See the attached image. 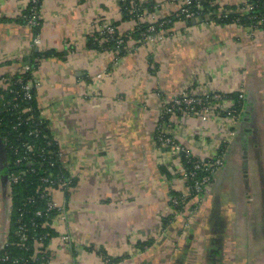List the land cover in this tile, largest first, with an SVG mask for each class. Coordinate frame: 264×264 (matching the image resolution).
I'll list each match as a JSON object with an SVG mask.
<instances>
[{
	"label": "crops",
	"instance_id": "obj_1",
	"mask_svg": "<svg viewBox=\"0 0 264 264\" xmlns=\"http://www.w3.org/2000/svg\"><path fill=\"white\" fill-rule=\"evenodd\" d=\"M245 2L214 4L222 11ZM121 3L40 0V43L32 46L33 32L21 22L29 0H0V74L29 72L39 80V116L73 181L56 196L65 219L56 215L46 227L45 264H264V222L255 226L257 216L264 219V187L247 191L257 168L264 180V28L174 20L153 43H142L138 34L126 37L120 52L99 31L112 25L119 35L132 33L133 18H125ZM129 4L160 21L179 7L178 0ZM48 51L59 55L33 59L30 68L34 52ZM215 92L243 96L239 121L216 112L170 117L174 140L198 159L217 155L232 134L223 168L200 200L178 211L170 196L183 193L186 184L177 172L178 156L157 149L161 109L184 93ZM231 104L230 97L223 101L226 108ZM5 170L0 162V248L10 222ZM225 194L234 199L235 213L240 205L248 209L251 222L243 226L234 217L233 225L205 228V210ZM193 225L195 236L189 237Z\"/></svg>",
	"mask_w": 264,
	"mask_h": 264
},
{
	"label": "built area",
	"instance_id": "obj_2",
	"mask_svg": "<svg viewBox=\"0 0 264 264\" xmlns=\"http://www.w3.org/2000/svg\"><path fill=\"white\" fill-rule=\"evenodd\" d=\"M179 7L178 9L170 15L168 18L161 19L162 21L155 26L157 19L146 17V12L141 9H136L138 12L137 18L134 17V28L132 32L139 29L138 22L141 21L140 25H146L144 31L140 32L142 35V39L144 43H153L157 39H160L163 35V32L159 29L157 30L156 27H161L162 25H171L174 20H183V21H190L196 18H199L197 12L201 11V7L197 4L192 6V0H178ZM40 0H29V4L32 6L28 15H24L23 20L25 24L30 27L31 29L38 24L39 19V4ZM245 7L241 12L248 14L250 11L253 10L254 5L250 2V0H246L244 3ZM173 18V20H172ZM147 21L146 23L144 22ZM115 28L111 25L105 26L102 30L99 31V34L103 39L107 40L108 38L115 37L118 39V45L124 43V39L130 34L129 32L122 35L115 34ZM123 40H122V39ZM122 40V41H121ZM40 41L38 36H34L32 39V46L39 45ZM119 48V46H117ZM7 77L0 74V90H5L10 87L9 83L7 82ZM19 93L21 94L22 98L25 100L32 99V91L37 90L41 83L39 80L29 79L25 83L20 84ZM219 97L213 94H206V95H197V94H189L184 93L179 96H175L171 98L166 104L163 105L161 109L160 115V123L158 124L156 131H155V142L157 145V149H170L178 156V174L186 184L185 191L182 194V198L179 200L172 199L170 197V205L173 208L178 207L181 201L186 200L189 197L188 195L193 196L192 200H200L203 196L207 186L210 183V178L214 176L221 168H223L224 164V154H218L208 158V159H198L195 158L191 152L183 145L178 144L174 140V136L172 134L171 128V120L170 117L176 114H187L193 116H202L204 114H208L211 106L219 102ZM212 102V104H210ZM16 108L15 105H11ZM30 112L31 108L27 106L21 107L20 112ZM166 117V119H165ZM204 117V116H203ZM27 116L24 123H27L31 119ZM30 131L28 135H36L38 134L39 130L36 128L35 125L30 126ZM15 129V127H14ZM5 141V152L6 150H10L13 155H15L13 162H8L7 168L11 164L13 168H21L20 174H26L28 172L33 173L36 176H39L38 182L40 185L36 188L34 196H30L26 198L28 203H35V199L42 201L44 204L43 209H37L34 212L36 217H44L43 224L40 223L41 228L46 227L55 216L58 215L61 217L62 220L65 219L64 216V209L63 206L59 203L57 199V194L64 193L69 186L66 178L59 175H53L50 178L48 177V171H41V166L43 161L46 159V156L51 154L50 152H46L44 148L38 149L35 144L29 141H23L18 145L14 146L12 143L9 142L6 138H3ZM43 139L47 140L46 136H43ZM54 141L53 139L48 141L46 147H49L51 142ZM227 142L222 141V145H226ZM60 156V153H58ZM49 167H53L55 162L53 160L49 161ZM36 166V168H35ZM20 180L19 175L10 174L7 179V185L16 184ZM23 214L22 212L19 213V219L17 220L18 226L15 230V235L18 239L16 242V246L19 248H25L26 240L28 239V235L25 232V224L21 222ZM39 225V224H38ZM30 238L34 241V252L31 257L32 263L38 264H45L46 262V254L44 251L40 250V245L43 244L44 237L38 236L37 233H33ZM8 245L7 239H5L2 243L1 249ZM41 257V260L39 259ZM9 260L8 256L5 255L1 258L2 262H7ZM11 264H26L19 261L18 258L13 259Z\"/></svg>",
	"mask_w": 264,
	"mask_h": 264
},
{
	"label": "trees",
	"instance_id": "obj_3",
	"mask_svg": "<svg viewBox=\"0 0 264 264\" xmlns=\"http://www.w3.org/2000/svg\"><path fill=\"white\" fill-rule=\"evenodd\" d=\"M217 0H192V6L199 5L201 7V11L197 12L200 16L201 20H207L208 22L213 21L216 22L218 25H230V24H238L240 26H258L264 28V22L259 26L257 23L261 20H264V0H250L251 3H253L254 8L252 11H250L248 14H242L243 7L238 8H229V10H222L218 11V6L214 4V2ZM40 6V2L37 7ZM129 6L128 0H126L125 3H121V10L125 14V18L128 19L132 17V15H129ZM31 5L28 4L26 10L24 11V15H28L31 9ZM173 20V18H172ZM22 23H25L23 19H21ZM37 26L33 27L31 30L33 32L34 36H37L40 30L41 26V20L38 19ZM115 26V25H114ZM146 26H141L138 30L132 32L127 36V39L130 37H136L137 34L139 35L140 31H144V28ZM115 31H116V27ZM164 29V28H163ZM163 29H159L162 31ZM116 35H119L116 31ZM137 38H139L137 36ZM126 40H124L125 43ZM108 45H112L113 47H116L117 38L111 37L108 38L105 42ZM124 44H121L119 46L120 52L123 50ZM52 55H59L58 53H55L54 51H48V52H34L31 57V66L34 65L33 59L37 58H46ZM31 78L29 72L26 74H20L15 75L11 77L12 86L8 87L5 90H0V137H5L7 140H9L10 143H12L14 146L18 145L19 143L23 141H29L38 149H43L46 152H50L48 156H46V159L43 161L41 171H48V173H51L53 175H59L63 176L64 178L69 179L67 173L62 168L60 161H59V155L60 150L57 146L56 141L52 138L51 134L49 133L45 122L43 119L39 116L37 107H36V101H35V91H32V99L31 100H25L22 98L21 94L19 93L20 90V84L25 83L27 80ZM2 96V98H1ZM230 97V99L234 103V108L236 110H239L243 105V98L239 99V94L234 93L231 95H227ZM11 103L10 104V113L6 110L9 108L8 105L5 103ZM11 105H16V108H14ZM27 106L31 108V117L32 119L28 121L27 123H24L26 119V115H20L17 114L18 110H21V107ZM9 113V114H8ZM223 116H226V114H223ZM166 119V117H165ZM160 123V121H159ZM35 125L36 128L39 130L38 134L36 135H28V132L30 131V126ZM15 127V129H14ZM17 127V128H16ZM43 136H46L47 140H54L51 142L49 147H46L47 140L43 139ZM227 147L225 145L221 146L218 154H221L223 152L224 154V161H225V154H226ZM7 155L6 158L9 162H13L15 155L12 154L10 150H6ZM53 160L55 162V165L53 167H49V161ZM36 168V166H35ZM20 171H22L21 168H13L12 165H9V168H6L5 172L7 174V179L10 174L13 175H19L20 180L16 184L7 185V189L10 194V222H9V229L7 233V242L8 245L5 246L3 249H0V264H11L13 259L18 258L20 262L26 263V264H38L31 262V257L34 252V241L30 238V236L33 235V233H37L38 236L44 237L43 244H46V241L50 237V230H47L46 227L41 228L40 223L43 224L44 217H36L34 215V212L37 209H43L44 204L42 201L38 200V198L35 199V203H28L26 201L27 197L34 196L36 188L40 185L38 182L39 176L34 175L33 173H26V174H20ZM213 177V176H212ZM210 178V180L212 179ZM73 185V181L69 183L68 189L64 192L66 193L69 188ZM173 196H179L178 194H173L170 197ZM193 199V196H190V198L186 200H182L180 205L178 207H175L176 210L180 211L186 206L189 201ZM23 214L21 218V222L25 224V232L28 235V239L26 240V246L25 248H19L15 244L18 241L15 230L18 226L17 220L19 219V213ZM55 216V213L53 214ZM166 220L162 222V225L164 224ZM39 224V225H38ZM163 227V226H162ZM149 244V242L147 243ZM5 255L8 256L9 260L7 262H2L1 258ZM45 263V262H44Z\"/></svg>",
	"mask_w": 264,
	"mask_h": 264
},
{
	"label": "rangeland",
	"instance_id": "obj_4",
	"mask_svg": "<svg viewBox=\"0 0 264 264\" xmlns=\"http://www.w3.org/2000/svg\"><path fill=\"white\" fill-rule=\"evenodd\" d=\"M122 1V3H125L126 2V0H121ZM242 7H245V4H243L242 5ZM136 9H140L139 7H138V5H136V7L135 6H133L132 5V7H131V5H130V7H129V14L130 15H132V18H133V20H134V17H136L137 18V15H138V12H136ZM242 14H244L245 15V13L244 12H242ZM23 17H24V14L21 16V18L23 19ZM166 18H168V17H166ZM193 20H200V21H205V22H208L207 20H201L200 19V17L199 18H196V19H193ZM158 21V20H157ZM162 21V20H161ZM161 21H159V22H157L156 24H155V26H157V24L158 23H160ZM191 21V20H190ZM264 22V20H261V21H259L257 24L260 26L262 23ZM138 27L140 26H143V24L142 25H140L141 24V21H139L138 23ZM238 25V24H237ZM112 26V25H111ZM146 27H147V24L145 25ZM168 26H170V25H162L161 27H156V29L158 30V29H163V28H166V27H168ZM139 27V28H140ZM145 27V28H146ZM258 26H253L252 28H257ZM145 28H144V30H145ZM116 32V31H115ZM140 32H142V31H140ZM139 32V35H138V37H139V39L142 41V43H144V41H143V39H142V35H141V33ZM128 33V32H127ZM119 36V35H118ZM116 37V36H115ZM122 39V38H121ZM123 40V39H122ZM121 40V41H122ZM122 44H124L123 43V41H122ZM116 45L117 46H120V45H118V39H117V43H116ZM116 46V47H117ZM7 82L9 83V85H10V87L12 86V82H11V77L10 78H8L7 77ZM211 94H213V95H215V96H217V97H219V102H217L216 104H214L213 106H211V109L209 110V116L210 115H212L213 113H217V114H226V116H225V118H229L230 120L231 119H234L235 121L238 119V121L241 119V116H242V111H243V105H242V107L239 109V110H236L235 108H234V103L233 104H231L229 107H224L223 106V101L224 100H228L229 99V97L227 96V95H224V94H220V93H211ZM210 94V95H211ZM1 98H2V96H1ZM241 98H243V96L240 94L239 95V99H241ZM233 102V101H232ZM6 105H8L9 106V108L6 110L7 112H9L10 111V104L11 103H8V102H6L5 103ZM210 104H212V102H210ZM16 106V105H15ZM10 113V112H9ZM8 113V114H9ZM20 114V115H26V116H29L30 118L29 119H31L32 117H31V111L30 112H25V113H23L22 111L20 112L19 110H18V112H17V114ZM202 116H204V117H206V116H208V114H204V115H202ZM232 125H233V123H232ZM17 128V127H16ZM232 134H229V135H227L225 138H224V142H230L231 141V138H232V136H231ZM3 138H5V137H0V146H1V149L2 150H0L1 152H0V156H1V154H2V152H3V149L5 150V146H4V144H5V141H4V139ZM159 150H164V149H159ZM168 151H170L171 153H172V155H174L173 156V158H176L177 157V155L174 153V152H172L170 149H167ZM167 150H165V151H167ZM164 152V151H163ZM7 155V154H6ZM6 155H5V157H6ZM3 156V155H2ZM176 156V157H175ZM8 160H7V158H6V162L5 163H2V168H4V166L6 165H8V162H7ZM224 165V164H223ZM259 167V166H258ZM7 168V167H6ZM222 169V168H221ZM220 169V170H221ZM257 173H258V175H257V179H255V181L254 182H249V184H248V188L247 189H249V190H247L249 193L251 192V190L252 189H256V190H259V191H262V189H263V187H264V185H263V183H262V181H264L261 177H259V175L260 176H263V173L260 171V168H259V170H258V168H257ZM52 175L49 173L48 174V177H45V178H50ZM226 177V176H225ZM66 180H67V182L69 183V182H71V178H69V179H67L66 178ZM259 184V186L256 188V186ZM227 187H228V183L226 184V182L224 181V185L222 186V192L223 191H225L226 189H227ZM7 195H8V189H7ZM179 196H173V198L172 199H175V200H179V198H182V194H178ZM250 195V194H249ZM189 196H191V195H188L187 197H189ZM241 198V197H240ZM9 199V198H8ZM244 200V199H243ZM246 200H248V197L246 198ZM199 202V201H198ZM197 202V203H198ZM214 204L208 209V210H205V213H204V219L201 221V223H203L204 224V226H205V228H213V229H216L217 228V226H225V225H233V223L235 222V220H234V217H235V219L237 218V222H242V223H240L241 225L243 224V226H244V223L246 222V220H248V222H251V217H250V214L248 213V209L247 208H245V206H242V205H240L238 208H236V213L233 211V202H234V199L232 198V196L231 195H223V197L221 198V197H219V198H215L214 199ZM9 207H10V200H8V204L6 205V207H5V205H4V209L5 210H8L9 211ZM171 207L173 208V206L171 205ZM192 209L194 210V206L192 207ZM254 209H255V207H254ZM185 221H186V223H188V221H190L189 220V215H187V217H186V219H185ZM261 222H264V219H262L261 218V216H257V221H256V225L255 226H258V224L259 223H261ZM228 223V224H227ZM221 230V229H220ZM223 231H226V229H223L222 230V232ZM6 232L7 231H5V232H2V235H3V233H4V235L6 234ZM189 237H192V236H195V229H194V225L192 226V229H191V231H189ZM208 233H206V235H207ZM210 235V234H209ZM4 237V236H3ZM224 237H225V235H224ZM227 237V236H226ZM44 244H42L41 246H40V250L41 251H44L43 249H44V246H43ZM43 246V247H42ZM44 253H45V251H44ZM46 254V253H45ZM40 260H41V257L39 258Z\"/></svg>",
	"mask_w": 264,
	"mask_h": 264
},
{
	"label": "water",
	"instance_id": "obj_5",
	"mask_svg": "<svg viewBox=\"0 0 264 264\" xmlns=\"http://www.w3.org/2000/svg\"><path fill=\"white\" fill-rule=\"evenodd\" d=\"M0 150H2V149H1V146H0ZM0 152H1V151H0ZM2 155H3V156H2ZM5 155H6V152H5V150L3 149V152H2V154H1V161H0L1 164L6 162V157H5ZM6 167H7V166L5 165L4 168H6ZM0 249H1V248H0Z\"/></svg>",
	"mask_w": 264,
	"mask_h": 264
}]
</instances>
